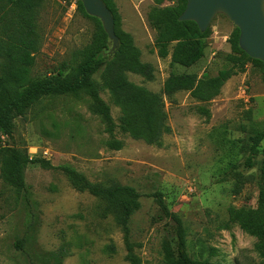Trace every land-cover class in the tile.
I'll return each mask as SVG.
<instances>
[{"label": "rangeland", "instance_id": "obj_1", "mask_svg": "<svg viewBox=\"0 0 264 264\" xmlns=\"http://www.w3.org/2000/svg\"><path fill=\"white\" fill-rule=\"evenodd\" d=\"M78 0H44L37 16L39 50L30 80L69 73L90 46L96 24L78 10ZM123 29L134 36L142 61L155 68L153 80L129 73L128 79L162 97L171 134L162 146L133 140L120 128L121 112L103 88V70L94 76L101 98L110 106L116 126L107 132L92 112L85 94L49 97L16 120L12 138L3 146L26 152L34 161H48L25 170L26 190L18 192L0 168V264H131L119 210L88 192L77 191L61 170L70 167L92 184L131 186L141 194V209L129 223V241L141 264H167L162 245L176 248L178 215L187 231L191 258L211 264H264V240L243 231L230 210L256 209L260 192L262 148L246 165L251 138L264 124V69L248 64L233 76L219 96L201 102L183 91L164 94L172 75L216 77L231 65L230 41L236 27L223 15L212 22L204 58L191 68L162 59L148 14L156 0H115ZM173 45L171 50H173ZM122 141L120 151L108 143Z\"/></svg>", "mask_w": 264, "mask_h": 264}, {"label": "trees", "instance_id": "obj_2", "mask_svg": "<svg viewBox=\"0 0 264 264\" xmlns=\"http://www.w3.org/2000/svg\"><path fill=\"white\" fill-rule=\"evenodd\" d=\"M111 10L115 20V31L120 46L111 54L113 43L106 34L100 20L89 16L80 0L78 10L96 24L92 43L81 52V61L69 73L58 74L40 80H30V70L35 63L34 54L39 50L37 16L44 0H0V168L3 179L18 192L26 190L25 170L30 164L40 163L45 169H53L48 161H34L26 152L3 146V138H12L16 120L23 117L33 106L45 98L85 94L92 99V112L100 117L110 135L116 129L110 106L101 98L100 88L94 76L103 70V88L114 105L120 110V128L133 140L150 146H162L164 137L171 134L168 114L162 97L129 81L127 74L139 75L153 80L155 68L142 61V52L132 34L123 29V19L115 0H102ZM187 0H156V7L148 14L150 27L156 32L155 48L162 59L171 57L172 64L191 68L205 55V39L211 28L202 33L194 22H181ZM240 31L236 28L230 41L232 54L228 56L230 68L222 70L216 77L199 79L195 74L172 75L165 83L164 94L172 97L183 91L201 102H210L220 95L224 85L233 76L243 72L248 64L264 69V63L251 59L239 45ZM173 50H171V46ZM250 157L246 162L253 168V158L262 148L261 178L264 181V124L251 138ZM108 147L115 151L124 144L112 140ZM71 185L79 192H88L101 198L119 210V220L126 234L129 251L127 260L141 264L133 253L129 241V223L141 209V194L131 186L119 183L107 187L92 184L83 174L73 168L61 169ZM157 202L177 225L176 248L168 240L162 245L167 264H211L207 260L191 258L187 246V231L182 219L168 211L160 194ZM231 220L252 236L264 240V190L260 192L256 209L230 210Z\"/></svg>", "mask_w": 264, "mask_h": 264}, {"label": "water", "instance_id": "obj_3", "mask_svg": "<svg viewBox=\"0 0 264 264\" xmlns=\"http://www.w3.org/2000/svg\"><path fill=\"white\" fill-rule=\"evenodd\" d=\"M86 13L101 21L113 43L111 54L120 46L113 13L102 0H80ZM181 22H194L205 33L218 15L225 16L240 31V48L264 63V0H187Z\"/></svg>", "mask_w": 264, "mask_h": 264}, {"label": "crops", "instance_id": "obj_4", "mask_svg": "<svg viewBox=\"0 0 264 264\" xmlns=\"http://www.w3.org/2000/svg\"><path fill=\"white\" fill-rule=\"evenodd\" d=\"M123 19V18H122Z\"/></svg>", "mask_w": 264, "mask_h": 264}]
</instances>
